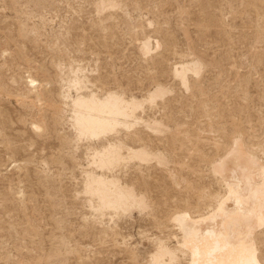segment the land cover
Instances as JSON below:
<instances>
[{
	"label": "rangeland",
	"instance_id": "obj_1",
	"mask_svg": "<svg viewBox=\"0 0 264 264\" xmlns=\"http://www.w3.org/2000/svg\"><path fill=\"white\" fill-rule=\"evenodd\" d=\"M101 1L117 7L98 13ZM101 1L0 0V264H148L151 211L116 215L87 193V173H103L92 156L107 141L76 137L70 110L54 111L65 96L169 91L136 111L166 133L111 135L162 154L179 177L173 185L136 160L113 170L138 194L148 183L157 222L212 204L222 192L212 163L235 137L264 159V0ZM183 62L202 64L188 90L174 75ZM260 248L264 263V231Z\"/></svg>",
	"mask_w": 264,
	"mask_h": 264
},
{
	"label": "bare ground",
	"instance_id": "obj_2",
	"mask_svg": "<svg viewBox=\"0 0 264 264\" xmlns=\"http://www.w3.org/2000/svg\"><path fill=\"white\" fill-rule=\"evenodd\" d=\"M116 7V3L101 1L98 13ZM151 47L149 40L139 45L144 56L151 53ZM201 71L200 62H183L175 67L174 75L188 90V75L198 76ZM74 80L76 86L81 83L77 77ZM29 83L32 87L38 85L34 78H30ZM168 93L159 87L150 92L146 100L126 99L115 92L103 96L94 92L78 93L75 97L65 96L64 103L55 107L54 111L64 116L68 114L66 109L70 110L77 138L107 141V146L97 148L92 156L94 165L103 173H87V193L98 201L100 210L106 209L116 215L151 211L156 230L145 238L152 245L146 260L148 264H264L260 248V235L264 231V159L253 153L243 138L235 137L225 155L212 163V176L222 187V192L211 198L212 204L206 206L207 209L195 208V211L170 209L164 222L155 221L158 210L150 209L152 201L147 194V182H143L145 189L138 194L131 184H122L114 175L115 167L136 160L142 166L155 163L167 172L173 185L178 184L179 177L169 168L165 156L153 154L146 147H130L111 137L119 130L132 133L135 127H143L154 135L167 131L162 122L145 120L138 117L136 111L144 109L146 101L154 105Z\"/></svg>",
	"mask_w": 264,
	"mask_h": 264
}]
</instances>
